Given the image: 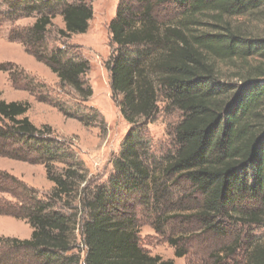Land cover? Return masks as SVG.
Segmentation results:
<instances>
[{"label":"trees","instance_id":"trees-1","mask_svg":"<svg viewBox=\"0 0 264 264\" xmlns=\"http://www.w3.org/2000/svg\"><path fill=\"white\" fill-rule=\"evenodd\" d=\"M9 4L0 23L5 16L17 19L18 12L35 13L30 26L10 31V40L87 101L92 89L81 77L88 61L66 46L49 48L46 33L56 15L64 24L57 31L61 37L85 33L93 15L89 1ZM165 8L172 14L164 18ZM206 16L210 22L202 21ZM108 31L112 97L130 128L106 183L81 188L86 175L71 143L48 125L35 126L27 101H6L0 92V156L42 164L53 183L49 193L38 195L0 170V215L32 228L28 239L0 238L13 253L0 257V264H175L140 246L137 205L153 210L157 232L180 218L184 230L177 240L168 239L175 257L185 255L178 246L183 235L200 229L216 243L208 264H264V240L252 231L264 227V0H118ZM233 61L239 70L222 78L218 64ZM0 71L15 89L92 123L44 94V84L18 65L0 64ZM159 98L179 116L172 150L147 163L149 143L140 131ZM71 194H78L86 211L80 220L62 213L63 206L55 208Z\"/></svg>","mask_w":264,"mask_h":264},{"label":"rangeland","instance_id":"rangeland-1","mask_svg":"<svg viewBox=\"0 0 264 264\" xmlns=\"http://www.w3.org/2000/svg\"><path fill=\"white\" fill-rule=\"evenodd\" d=\"M10 1L0 0V11L10 12L8 11ZM88 1L91 4L93 15L85 33L73 34L69 38L61 37L57 32L64 27L60 15L54 17L46 33L49 48L66 46L70 55H76L88 61L89 69L81 77L92 89V95L87 101L79 100L72 88L61 87L56 75L45 64L26 53L20 42L10 40V31L30 26L35 19V13L28 16L24 12H18L17 19H9L5 16L8 14L6 13L0 23V64L12 62L18 65L37 82L44 84L46 87L44 94L47 93L51 99L65 103L71 113L92 117L86 120L93 124L86 125L77 118L64 116L52 104L40 102L29 92L15 89L8 81L7 73L0 71L1 98L6 101H27L30 105L27 116L35 126L48 125L60 139L71 143L76 155L75 160L82 174L86 175L81 181V188L86 185L91 188L106 183L108 176L113 172V160L119 154L124 137L130 128L121 115L117 103L113 100L110 75L106 68V61L112 51L108 24L115 15L118 0ZM171 14L172 9L165 8L161 11V16L164 18ZM202 21L210 22L207 16L202 17ZM237 66L238 63L234 61L219 63L218 73L224 79L229 78L239 70ZM178 116V111L167 108L165 102L159 98L157 111L141 127L140 131L149 143L147 155L144 157L145 162L150 163L153 157L160 158L165 152L172 150L171 132ZM62 166L58 165L59 168ZM0 170L21 179L38 191V195H46L53 188V183L47 179L42 164L0 156ZM6 198L10 199L9 196ZM132 199V203L136 204L134 198ZM61 200L55 208L59 209L63 206L65 209L61 211L62 213L71 212L72 215L75 213L76 220L78 218L80 220L82 214L86 213L82 210L78 194L64 196ZM136 214L139 244L150 255H158L164 260L172 259L175 264H208L210 262L208 254L216 243H213L207 236V232L193 229L189 234L183 235L184 240L178 246L184 248L185 255L175 257V249L168 239L177 240V234L184 230L185 227L180 218L170 221L157 232L155 228L160 222L155 219L156 215L153 210L137 205ZM252 231L264 240V227H252ZM31 233L32 228L25 220L0 215V238L28 239ZM79 240V235H77L78 245L82 247ZM77 253L81 254V251L77 249ZM12 254L3 243H0L1 258Z\"/></svg>","mask_w":264,"mask_h":264}]
</instances>
